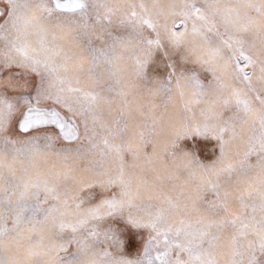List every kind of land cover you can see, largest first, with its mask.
<instances>
[{
  "label": "snow or ice",
  "instance_id": "6c2138e0",
  "mask_svg": "<svg viewBox=\"0 0 264 264\" xmlns=\"http://www.w3.org/2000/svg\"><path fill=\"white\" fill-rule=\"evenodd\" d=\"M0 264H264V0H0Z\"/></svg>",
  "mask_w": 264,
  "mask_h": 264
}]
</instances>
